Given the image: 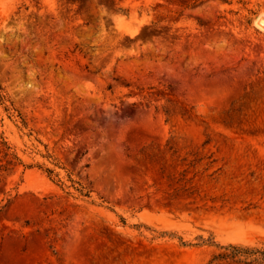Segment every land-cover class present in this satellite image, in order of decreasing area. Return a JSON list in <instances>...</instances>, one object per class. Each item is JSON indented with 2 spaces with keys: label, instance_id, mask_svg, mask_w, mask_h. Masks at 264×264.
I'll return each mask as SVG.
<instances>
[{
  "label": "rangeland",
  "instance_id": "374dc122",
  "mask_svg": "<svg viewBox=\"0 0 264 264\" xmlns=\"http://www.w3.org/2000/svg\"><path fill=\"white\" fill-rule=\"evenodd\" d=\"M261 13L0 0V264H264Z\"/></svg>",
  "mask_w": 264,
  "mask_h": 264
},
{
  "label": "bare ground",
  "instance_id": "6f19581e",
  "mask_svg": "<svg viewBox=\"0 0 264 264\" xmlns=\"http://www.w3.org/2000/svg\"><path fill=\"white\" fill-rule=\"evenodd\" d=\"M259 15H260V16H259V18H258V20H257V23L260 25L261 28H264V25H262L263 23H262V24L260 23V20L264 18V13H263V14L261 13V14H259ZM263 22H264V21H263Z\"/></svg>",
  "mask_w": 264,
  "mask_h": 264
},
{
  "label": "water",
  "instance_id": "95a60500",
  "mask_svg": "<svg viewBox=\"0 0 264 264\" xmlns=\"http://www.w3.org/2000/svg\"><path fill=\"white\" fill-rule=\"evenodd\" d=\"M261 21H264V18H263V19H261Z\"/></svg>",
  "mask_w": 264,
  "mask_h": 264
}]
</instances>
